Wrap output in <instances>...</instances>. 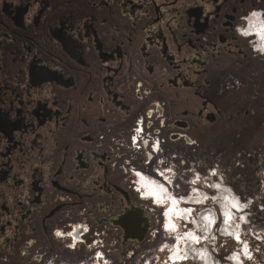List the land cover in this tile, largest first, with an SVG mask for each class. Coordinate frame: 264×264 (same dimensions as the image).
<instances>
[{"label":"flooded vegetation","instance_id":"af4514ba","mask_svg":"<svg viewBox=\"0 0 264 264\" xmlns=\"http://www.w3.org/2000/svg\"><path fill=\"white\" fill-rule=\"evenodd\" d=\"M256 10L264 17V0H0V241L14 248L41 232L77 244L95 220L124 242L117 222L130 213L149 230L124 187V157L148 147L156 121H166L169 100L157 93L191 89L201 99L196 117L216 120L204 115L206 102L217 105L207 77L214 62L247 59L248 36L264 52V21L239 32ZM177 115L171 121L187 128V109ZM129 166L143 196L167 205L170 234L190 216L217 220L208 209L196 217L194 205H220L222 182L217 193L209 187L214 198L197 189L174 196ZM223 203L231 221L240 202ZM195 239L184 233L161 264L183 261L182 243Z\"/></svg>","mask_w":264,"mask_h":264},{"label":"rangeland","instance_id":"374dc122","mask_svg":"<svg viewBox=\"0 0 264 264\" xmlns=\"http://www.w3.org/2000/svg\"><path fill=\"white\" fill-rule=\"evenodd\" d=\"M257 17L264 21L261 10L248 14L244 31ZM255 43V37L248 36L247 59L233 57L212 64L206 95L217 105L206 102L204 115L215 113V121L196 117L201 99L191 89L157 93L158 101L169 100L166 121H156L158 131L154 135L152 127L148 147L124 157L122 172L132 202L150 219L142 241L123 242L117 227L94 220L92 233L77 244L52 234L41 236V232L30 234L27 244L14 248L2 239L0 264H161L188 231H195L196 239L182 243L186 258L175 264H264V52L257 51ZM181 109L190 113L187 128L171 121ZM133 123L125 125L130 128ZM129 165L168 187L174 196L197 189L214 198L215 183L222 182L220 205L216 201L194 205L196 217L208 209L214 210L217 220L214 223L211 215H205L199 222L190 216L177 235L170 234L164 227L167 205L143 196L134 178L137 172H131ZM226 195L240 202L232 207L237 211L231 221H225L223 214Z\"/></svg>","mask_w":264,"mask_h":264},{"label":"water","instance_id":"95a60500","mask_svg":"<svg viewBox=\"0 0 264 264\" xmlns=\"http://www.w3.org/2000/svg\"><path fill=\"white\" fill-rule=\"evenodd\" d=\"M134 215L137 220L133 218ZM144 222L146 223L145 225H144ZM117 223L116 224L120 225L124 230V237H123L124 241H127L128 239H136L138 241H142L144 237L146 236V232L148 230V223L146 219L140 217L139 214H136V213L127 214ZM133 229H137L136 231L138 233L137 235L129 233V231L131 232L133 231Z\"/></svg>","mask_w":264,"mask_h":264},{"label":"built area","instance_id":"2783aa9c","mask_svg":"<svg viewBox=\"0 0 264 264\" xmlns=\"http://www.w3.org/2000/svg\"><path fill=\"white\" fill-rule=\"evenodd\" d=\"M243 31H244L243 29H240V30H239L240 34H241V35L243 34L242 36H244ZM245 36H247V35H245ZM156 144H157L156 146L159 147L160 144H159V143H156ZM134 171L138 172L139 170H134Z\"/></svg>","mask_w":264,"mask_h":264}]
</instances>
